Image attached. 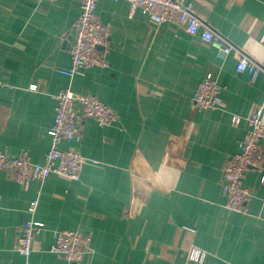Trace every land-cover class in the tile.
<instances>
[{
    "label": "crops",
    "instance_id": "1",
    "mask_svg": "<svg viewBox=\"0 0 264 264\" xmlns=\"http://www.w3.org/2000/svg\"><path fill=\"white\" fill-rule=\"evenodd\" d=\"M182 2L249 57L264 58V0ZM80 12L79 0H0V150L44 162L56 94L70 85L119 116L109 126L83 122L72 144L87 158L79 180L51 174L25 189L0 171V264L24 261L17 237L30 218L44 224L30 264H178L192 245L206 250L204 264H264L260 173L247 171L252 198L249 212L238 213L225 207L221 172L264 102V73L252 80L233 53L221 57L200 34L158 24L140 8L132 13L127 0H97L112 31L99 50L109 65L67 76ZM208 71L223 86L222 108L193 100ZM62 229L88 233L91 253L79 262L52 253Z\"/></svg>",
    "mask_w": 264,
    "mask_h": 264
},
{
    "label": "built area",
    "instance_id": "2",
    "mask_svg": "<svg viewBox=\"0 0 264 264\" xmlns=\"http://www.w3.org/2000/svg\"><path fill=\"white\" fill-rule=\"evenodd\" d=\"M81 12L75 23L74 40L70 47L71 66L62 70L67 76L82 68L94 66L107 67L109 62L101 54L100 46L106 45L111 37V26L102 21L96 13L97 0H79ZM134 13L142 9L158 24L169 22L177 24L190 35L200 34L202 40L211 43L218 49L221 57L233 53L238 60L237 70L247 71L256 79L260 72L264 73V58L257 61L237 48L228 39L217 34L213 28L198 16L191 3L182 0H127ZM36 88V85L32 86ZM223 86L212 71L206 72L197 84L193 100L200 109L222 108L221 97ZM54 123L49 130L51 147L44 162L31 160L28 152L19 156H10L0 150V171H11L14 179L23 188L28 189L33 180L44 181L51 174H57L71 180H79L87 158L72 145L82 135V124L87 119H94L100 126H109L118 120L117 112L98 96L82 92L70 85L56 94ZM76 104L80 111L76 110ZM239 116H234L238 121ZM264 102L248 119V129L239 151L233 154L222 167L224 179L223 191L226 196L225 207L233 212L248 213L252 198L251 190L244 185V178L249 169L260 173V182L264 184ZM65 141L71 144L62 149L59 144ZM39 199L30 201L28 211L33 214ZM43 223L30 218L26 220L17 237V251L24 257L22 264H30V257L35 249L36 235L41 231ZM195 231L194 228H187ZM92 250L91 236L88 233L62 229L54 232V241L50 251L57 256L72 262H79ZM207 252L200 246L192 245L186 252L184 261L178 264H204Z\"/></svg>",
    "mask_w": 264,
    "mask_h": 264
}]
</instances>
